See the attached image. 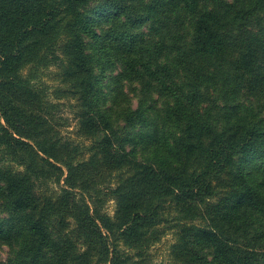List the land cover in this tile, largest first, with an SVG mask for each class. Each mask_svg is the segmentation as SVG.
I'll return each mask as SVG.
<instances>
[{"label":"trees","instance_id":"trees-1","mask_svg":"<svg viewBox=\"0 0 264 264\" xmlns=\"http://www.w3.org/2000/svg\"><path fill=\"white\" fill-rule=\"evenodd\" d=\"M263 157L264 0H0V264H264Z\"/></svg>","mask_w":264,"mask_h":264},{"label":"rangeland","instance_id":"rangeland-1","mask_svg":"<svg viewBox=\"0 0 264 264\" xmlns=\"http://www.w3.org/2000/svg\"><path fill=\"white\" fill-rule=\"evenodd\" d=\"M85 39H86V36H85ZM85 42L87 41L85 40ZM86 51L88 54L92 55L93 57L90 64L92 66L93 72L97 79V83H96L97 93L103 94L101 95L102 96L100 98L101 100H104L108 104L113 94V90H112L113 88H115V90L122 89L123 90L122 93L124 95H127L125 97L123 105H126V99H132L133 103L134 102L137 103L139 102V100H145L147 96H150V95H146L143 90H136L135 92L132 91L134 88H138L136 86L133 87L134 84H127V81H122V80L117 81L118 78L116 76L117 74L116 70H114L112 66H110L109 64H106L103 61L104 52L102 51V48L97 44L96 41L94 42L93 46L86 48ZM115 90H114V93H115ZM144 102L143 104H148ZM58 103L59 104L57 105L55 113L57 116L61 118L59 120L61 124V131L66 136H73V133H72L74 130L73 109L67 100L60 99ZM139 127L140 125H135L133 127L128 126L125 128L123 133L128 136L131 134L137 140V137L134 134H135V130ZM147 129H148L147 126L143 128V130H147ZM133 145L135 144L133 143ZM136 153H137V156L141 154L139 149H137ZM146 154L147 155L145 156H149V152H147ZM263 158L261 160L264 161ZM260 167L264 170V164L260 163ZM113 207H114L113 201L107 202L104 206L105 211L109 214H112ZM172 241H173V234L172 232H170L166 234L164 237H162L160 242L156 243L152 247L150 255H151V261L154 264H172L170 260V256H169V250H170V245ZM6 254H7V248L4 246L0 249V255L2 259L6 258ZM205 254L208 258H210V254L208 252L205 251Z\"/></svg>","mask_w":264,"mask_h":264}]
</instances>
